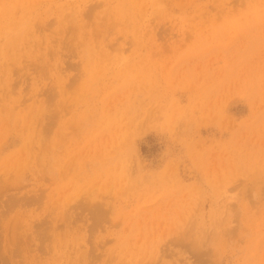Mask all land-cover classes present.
<instances>
[{
  "label": "rangeland",
  "instance_id": "1",
  "mask_svg": "<svg viewBox=\"0 0 264 264\" xmlns=\"http://www.w3.org/2000/svg\"><path fill=\"white\" fill-rule=\"evenodd\" d=\"M0 264H264V0H0Z\"/></svg>",
  "mask_w": 264,
  "mask_h": 264
}]
</instances>
